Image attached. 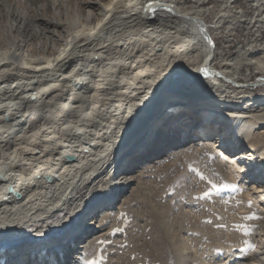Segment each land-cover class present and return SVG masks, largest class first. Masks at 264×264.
Instances as JSON below:
<instances>
[{"label": "bare ground", "instance_id": "6f19581e", "mask_svg": "<svg viewBox=\"0 0 264 264\" xmlns=\"http://www.w3.org/2000/svg\"><path fill=\"white\" fill-rule=\"evenodd\" d=\"M147 1L0 0V242L21 240L0 264H70L73 251L72 264H123L126 235L107 239L128 227L135 202L149 213L153 264H264V41L229 57L200 0H158L170 10L143 13ZM252 2L249 19L264 27V3ZM218 122L216 136L195 131ZM176 163L203 174V194L182 183V206L165 196L150 206L140 189L124 197L142 173H177ZM78 211L60 257L34 244L42 230L19 236ZM134 227L146 238L143 223Z\"/></svg>", "mask_w": 264, "mask_h": 264}, {"label": "rangeland", "instance_id": "374dc122", "mask_svg": "<svg viewBox=\"0 0 264 264\" xmlns=\"http://www.w3.org/2000/svg\"><path fill=\"white\" fill-rule=\"evenodd\" d=\"M200 1L201 2H196L201 6L197 8H202V7L204 8V13L201 16L204 22H206L205 24L211 27L214 21L220 22V25L217 28L218 31L216 30L214 32L213 38H215L216 46H218L221 49V51H223L229 57H232L236 53L237 45H240V47H242L246 43H248L246 41H250L251 39H255L258 42L264 41V27L256 26L255 23L254 22L251 23L249 19L251 17H255V18L258 17V7L253 5L252 0H205V1L200 0ZM259 1H262V3H264V0H259ZM193 2H195V0H186L185 4L190 5ZM154 7H157L160 10H170L169 4L163 5L158 0H149L142 6V9H144L143 13H146V11L147 12L151 11ZM200 123H201V120H200ZM220 123L221 122L215 123V128H217L218 126L222 127ZM197 127H198L197 130H195L197 131V134L198 133L203 134L211 130L213 132V135L216 136L217 132H219L220 130L219 128H217V131H215L214 129H208L204 125H199ZM190 141L191 139L189 138V139L184 140L183 143L187 144ZM228 145H229V141L227 142V144L223 145L224 146L223 148L225 149L228 148ZM172 148H173L172 146L168 145L165 147V151H159V153L155 155H150L143 161H141V159L134 160L139 163H135V162L132 163L133 172L137 173L140 170H143L144 165L153 161L157 157L163 158L164 155H167L169 150H171ZM232 148H234V146L229 147V149H232ZM234 154L235 152H230L231 156H233ZM244 154L245 155L243 157L245 158L246 153ZM235 157L233 156V158ZM226 160L227 159H225V162H228ZM180 162L183 163V160ZM181 163H179V166H178V163H176L179 168V170H177V173H171L169 169L165 167L164 168L163 167L151 168L149 171L142 173L141 176H143V178H142L141 183L139 182L134 183L133 186H135L136 188L134 189V192H131L129 190L125 191L123 193L124 197L125 198L129 197V200H130L134 196V194L137 192V190L140 189V191H142L141 197L144 196L143 199L146 198L145 201H147V203L150 206L153 205L155 200L158 199V197L160 196H165L166 197L165 203H168V204L169 202L172 203V200L176 201L177 199H179L177 200V202L179 203V206H182L184 203V200L186 199V195H187L186 190H188L189 192L190 190L194 191L193 195L200 196L201 194L205 192L203 189V187H205L203 184V180H202L203 174L201 175L199 170L190 167L189 164H184L182 166L180 165ZM181 177L185 179L186 182L183 180L180 184L177 185V182L179 183V181L182 179ZM182 183L186 187V190L183 193H181V189L184 187ZM173 189H175V191L178 192L177 196H174L172 194ZM205 194H207V197L210 198L211 200L215 198V195L213 192H210V193L206 192ZM255 195L257 199H260L259 195L257 194ZM101 198L103 199L105 197H101ZM181 198H184V199H181ZM143 204L145 205V203ZM132 205H133L132 211L134 215L130 219L128 223V227L127 228L120 227L119 229H116V233H118V235L116 234L112 238H108L107 240L112 241L113 243H117L122 240V236L126 235V237L124 236L125 240H122V242L120 243L122 244V247L119 249L125 255L123 256V259H122V261H124L123 264H153L151 260L152 256H151V253L149 252L150 251V246H149L150 236H149V233L147 234V232H149L147 222H149L150 220L148 210L145 207H143L144 205L140 204L141 205L140 206L139 204H136V202L135 204L132 203ZM186 208H189V206H187ZM80 213L81 212L79 211L75 212V214H73V216L71 217H69V215L57 214L56 216L50 218L49 221H45L42 226H40L42 223H39L36 226L31 227V229L29 228L26 230L23 229L22 232L20 231L21 234L19 236L22 238H27L28 235L36 236L37 234L34 235V232H32V230H37V229L42 230L39 236L32 238L35 241L34 244H38V243L42 244L44 245V249L46 250V252L52 251V253L56 257H60L58 256L61 254L60 252H64V249H63L64 245L62 246V243L60 242L64 240L66 236L69 235V233H72L78 229V227L80 226V222L78 220ZM140 218H145V219H140ZM102 222H105V220ZM137 223H139L140 225L143 223L145 225L146 238H144V235L139 236L138 229L134 227V226H137ZM55 224H60V225L56 228L54 226ZM98 231H100L99 228L95 229V232L93 234H90L91 232H89L87 235L80 238L79 241L77 240L76 244H80V242L87 241L88 238L92 237V235H94ZM55 237H59V240L57 239L58 242L57 241L54 242L53 239ZM52 243H55V244H52ZM19 244H21V240H19V238H12L8 241L0 242V252L1 253L3 252H6V253L13 252L14 253L16 251L14 247L16 245L18 246ZM2 249H8V250L3 251ZM76 254L77 253H75V251L70 253L69 258H66L65 262L67 263L69 262L70 264H72L74 260H76L77 258L75 257ZM44 258L48 259L47 253L45 254V257L37 256V260L40 259V261H43ZM37 263L38 262L36 261L34 264H37ZM114 263L120 264V262H112V264ZM76 264H79V262H76ZM98 264H106V259H101L100 262H98Z\"/></svg>", "mask_w": 264, "mask_h": 264}, {"label": "snow or ice", "instance_id": "6c2138e0", "mask_svg": "<svg viewBox=\"0 0 264 264\" xmlns=\"http://www.w3.org/2000/svg\"><path fill=\"white\" fill-rule=\"evenodd\" d=\"M202 71H203L204 73H207L209 70H208V69H202ZM226 186H227V185H226ZM250 218H256V217H250ZM248 247H249V248H254L255 245L249 243V244H248Z\"/></svg>", "mask_w": 264, "mask_h": 264}, {"label": "water", "instance_id": "95a60500", "mask_svg": "<svg viewBox=\"0 0 264 264\" xmlns=\"http://www.w3.org/2000/svg\"><path fill=\"white\" fill-rule=\"evenodd\" d=\"M49 177H51L50 175H48Z\"/></svg>", "mask_w": 264, "mask_h": 264}]
</instances>
